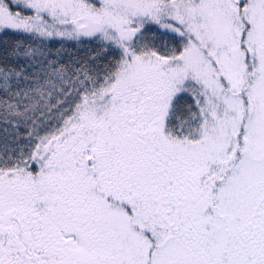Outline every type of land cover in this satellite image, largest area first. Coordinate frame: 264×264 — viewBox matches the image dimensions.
<instances>
[{"label":"snow or ice","instance_id":"obj_1","mask_svg":"<svg viewBox=\"0 0 264 264\" xmlns=\"http://www.w3.org/2000/svg\"><path fill=\"white\" fill-rule=\"evenodd\" d=\"M0 264H264V0H0Z\"/></svg>","mask_w":264,"mask_h":264}]
</instances>
